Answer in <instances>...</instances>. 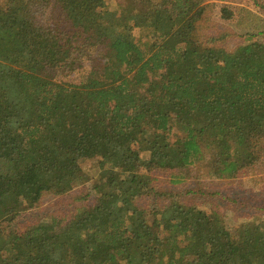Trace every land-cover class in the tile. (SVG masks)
<instances>
[{
  "label": "trees",
  "instance_id": "1",
  "mask_svg": "<svg viewBox=\"0 0 264 264\" xmlns=\"http://www.w3.org/2000/svg\"><path fill=\"white\" fill-rule=\"evenodd\" d=\"M2 2L0 264H264V221L231 230L197 206L137 203L159 195L154 171L179 182L205 161L208 176L233 179L264 164V42L205 46L202 0ZM84 58L83 82L62 78ZM92 158L93 205L61 227L7 229L44 195L90 183Z\"/></svg>",
  "mask_w": 264,
  "mask_h": 264
},
{
  "label": "rangeland",
  "instance_id": "2",
  "mask_svg": "<svg viewBox=\"0 0 264 264\" xmlns=\"http://www.w3.org/2000/svg\"><path fill=\"white\" fill-rule=\"evenodd\" d=\"M2 1L0 0V4L3 3ZM106 1L110 8H116L118 3L123 5L127 2V0ZM202 1L210 5L206 13V22L203 23L202 32L199 34L205 41V46L232 52L251 41L264 42V0ZM224 6L233 14L230 20L221 17L220 10ZM41 14V9L35 11V15L40 20H46L50 15L47 12ZM133 34L136 39L146 40V32L140 29H135ZM89 52L94 56L97 49ZM83 62V68L62 78L72 84L83 82L93 65L88 58H84ZM97 164V158L83 160L81 166L91 178L90 183L82 184L66 195H44L36 206L21 213L7 229L23 234L27 229L41 223H57L61 227L66 219L70 220L75 216L77 209L93 205L97 198V193L92 191V186L98 177ZM174 172L154 171L152 176L159 195L144 197L137 201L138 205L147 208L155 201L163 208L173 201H179L207 212L220 213L231 230L247 222L264 221L263 163L243 169L233 179L208 176L209 171L205 161L181 170L184 176L179 182L172 176ZM83 196H87V199H83Z\"/></svg>",
  "mask_w": 264,
  "mask_h": 264
}]
</instances>
